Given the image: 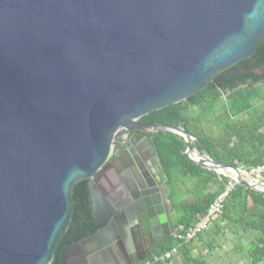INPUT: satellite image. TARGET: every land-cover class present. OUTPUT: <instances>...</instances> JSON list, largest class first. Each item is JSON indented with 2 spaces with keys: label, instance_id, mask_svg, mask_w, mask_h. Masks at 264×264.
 Listing matches in <instances>:
<instances>
[{
  "label": "water",
  "instance_id": "obj_1",
  "mask_svg": "<svg viewBox=\"0 0 264 264\" xmlns=\"http://www.w3.org/2000/svg\"><path fill=\"white\" fill-rule=\"evenodd\" d=\"M258 42L264 0H0V264L145 260L172 230L160 169L150 176L153 131L182 136L189 161L264 192L263 178L192 152L183 128L140 121ZM121 141L123 162L108 161ZM79 180L105 223L59 243Z\"/></svg>",
  "mask_w": 264,
  "mask_h": 264
},
{
  "label": "trees",
  "instance_id": "obj_2",
  "mask_svg": "<svg viewBox=\"0 0 264 264\" xmlns=\"http://www.w3.org/2000/svg\"><path fill=\"white\" fill-rule=\"evenodd\" d=\"M261 66H264V42H258L247 58L218 72L202 89L180 103L148 112L140 121L183 128L195 138L190 149L196 147L216 162L244 170L264 164V71H257ZM205 125H215L216 135L208 133ZM151 135L160 161L165 196L176 216L175 224L192 225L230 178L189 161L184 155L187 142L182 136L169 130L153 131ZM86 182L79 180L73 185L71 219L59 243L69 236L68 241L78 240L105 223V220L96 223L93 218ZM218 217L217 223L224 222L225 227L217 224L216 235L223 236L225 229L236 233V228L250 233L252 237L244 249L247 261L264 264V192L235 184ZM206 234L207 230L197 238L202 239ZM191 242L179 245L176 255L181 254L185 264H209L200 254L191 256ZM176 243L170 234L164 243L150 250L146 259L152 260ZM176 255L152 264H176Z\"/></svg>",
  "mask_w": 264,
  "mask_h": 264
},
{
  "label": "built area",
  "instance_id": "obj_3",
  "mask_svg": "<svg viewBox=\"0 0 264 264\" xmlns=\"http://www.w3.org/2000/svg\"><path fill=\"white\" fill-rule=\"evenodd\" d=\"M239 172L241 173V171ZM242 172H247V174L251 176V181H254L255 178L264 179V164L252 167L249 170ZM235 184H237L235 180L230 178V181L226 184L225 188L208 205L206 212L192 225L185 226L183 224H178L175 227L172 235L177 243L174 246L167 249L164 253L156 255L152 260L145 259L134 264H152L153 261H166L177 254L179 245L191 242L198 236V234L208 230L213 221L222 214L224 200L230 190L234 188Z\"/></svg>",
  "mask_w": 264,
  "mask_h": 264
},
{
  "label": "crops",
  "instance_id": "obj_4",
  "mask_svg": "<svg viewBox=\"0 0 264 264\" xmlns=\"http://www.w3.org/2000/svg\"><path fill=\"white\" fill-rule=\"evenodd\" d=\"M238 170L240 171V168ZM241 170H244V169L241 168ZM243 177H246V176H243ZM164 196H165V184H164ZM165 199H166V202H167V207L169 208V218H170V225L172 227V230H171V234H172L173 231H174V228L176 227V224H175V218H176V216L171 211V209H170V202L168 203L169 200L167 199L166 196H165ZM214 222L212 223V225L207 230V233L209 235L208 238H206L208 236L206 234V235H204V237L202 239H198L196 237L191 242V256H198L200 254L205 259H207V261L209 262V264H214V263H212L211 258L209 259V257L212 256V255H210L211 254V250L214 248L213 246H210V242L212 241V242H214L213 244L216 245L217 244V239L219 237H222L221 235H219V236L216 235V233H215L216 232L215 227L217 226V224L219 226H221V227H225V223L224 222L217 223V218L214 220ZM224 232H227L228 235L230 236L229 240L232 239V238L235 239L234 241L230 240L231 243H232V245L234 244L233 245V248H234L235 252L236 253H238V252L241 253L242 254V258H244L245 260H247V257L244 254V249L247 246L248 242L246 244L239 245L238 244L239 243L238 240H239V238L242 239V237H246L248 235V233L244 232L241 228H236V233H232L231 230H227V229H225ZM237 235H240V236H237ZM183 258L184 257L181 254H178V255H176L174 257V262L176 264H185L183 262Z\"/></svg>",
  "mask_w": 264,
  "mask_h": 264
},
{
  "label": "rangeland",
  "instance_id": "obj_5",
  "mask_svg": "<svg viewBox=\"0 0 264 264\" xmlns=\"http://www.w3.org/2000/svg\"><path fill=\"white\" fill-rule=\"evenodd\" d=\"M257 71H264V66L258 67ZM205 129L211 135H213V136L216 135L217 129H216L215 125H212V126L205 125ZM192 152H195L194 148L192 149ZM240 171H241L242 176H246L245 178L247 180L251 181V176L248 175L247 172L246 173L242 172L244 170H241V168H240ZM226 173L228 175L230 174L228 172H226ZM252 198H250V200H249L250 203L253 200ZM237 236H240V235H237ZM208 237H209V235L206 238H208ZM251 237H252V235L250 233H248V235L246 237H242V239L239 238V240H238L239 243L238 244L239 245L246 244ZM229 238H230V236L228 235L227 232H225V234L222 237H219L217 239V244L213 245L214 248L211 250V254L210 255H212V256L209 257V259L211 258L212 263H214V264H249L247 262V260L242 258V254L241 253H239V252L236 253L235 252V250L233 248L234 244L232 245V243L230 241V240L234 241L235 239L232 238V239L229 240Z\"/></svg>",
  "mask_w": 264,
  "mask_h": 264
},
{
  "label": "flooded vegetation",
  "instance_id": "obj_6",
  "mask_svg": "<svg viewBox=\"0 0 264 264\" xmlns=\"http://www.w3.org/2000/svg\"><path fill=\"white\" fill-rule=\"evenodd\" d=\"M132 132H133V131H132ZM132 132L129 133L128 135H126L125 138H128V137L132 134ZM122 139H123V137H122ZM125 150H127V147H126V141H121V143H120V145H119L118 147L113 146V153L110 155L108 161H109L110 159L116 157L117 155H119V160H120L121 162H123V159H124V158L122 159V157H124V153H123V152H124ZM147 151H148V150L145 149V153H146ZM151 161H152V163H151V166H150V169H151V171H150V176H154V175L156 174V172H157V169H158L159 167H157V164L155 163V160H154L153 158H151ZM144 162L146 163L145 160H144ZM147 169H149V168H147ZM150 169H149V170H150ZM97 176H98V174H97ZM88 200H89V198H88ZM95 215H96L95 219L98 220L97 223H100L101 221H104V219H103L104 212H103L102 209H98V210L95 212Z\"/></svg>",
  "mask_w": 264,
  "mask_h": 264
}]
</instances>
